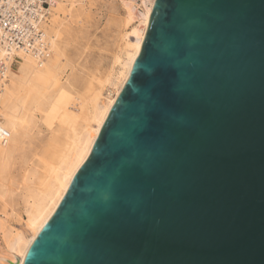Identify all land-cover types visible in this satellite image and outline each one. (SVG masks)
<instances>
[{
    "label": "water",
    "instance_id": "1",
    "mask_svg": "<svg viewBox=\"0 0 264 264\" xmlns=\"http://www.w3.org/2000/svg\"><path fill=\"white\" fill-rule=\"evenodd\" d=\"M23 264H264V0H156Z\"/></svg>",
    "mask_w": 264,
    "mask_h": 264
},
{
    "label": "bare ground",
    "instance_id": "2",
    "mask_svg": "<svg viewBox=\"0 0 264 264\" xmlns=\"http://www.w3.org/2000/svg\"><path fill=\"white\" fill-rule=\"evenodd\" d=\"M43 1L40 0L32 10L35 16L29 17L37 33L32 42L37 51L25 45H17L12 49V53L3 50L8 54V59L5 67L0 69L1 168L2 164L11 162L14 158L22 159L24 165L28 166L24 185L27 213V220L24 222L27 232L21 228L16 230L8 223L9 219H0L7 248L4 247L12 257L9 260L5 258L6 264L24 263L31 245L89 158L129 80L143 46L156 2L111 0L118 3V6L111 10L115 20L109 22L118 24L113 69H110L111 72L105 79L96 78L95 83L89 81L90 85L85 86V91L79 92L73 77L75 65L67 56V46L71 43L68 44L69 39L65 38L64 32L61 34L63 20L59 18L65 12L67 1L71 6L77 0H47L48 7ZM12 3L15 4V1L12 0ZM67 12L73 16L72 10ZM79 33L84 34L82 31ZM75 35V38H81L77 37L79 34ZM68 38L74 40V37ZM73 40L72 42H76ZM93 78L92 80H95ZM72 95L73 98L69 99ZM52 109L61 112L54 125L48 118ZM43 119L47 120L50 126V137L45 144L36 142L33 147L27 149L29 127L38 125Z\"/></svg>",
    "mask_w": 264,
    "mask_h": 264
},
{
    "label": "rangeland",
    "instance_id": "3",
    "mask_svg": "<svg viewBox=\"0 0 264 264\" xmlns=\"http://www.w3.org/2000/svg\"><path fill=\"white\" fill-rule=\"evenodd\" d=\"M117 6L118 3H114L111 0H81V2L77 0L71 6L67 1L64 7L65 12L59 17L63 20L62 28H60L61 34L64 32L63 35L65 38L71 40H68V44H71L67 46V48L69 47L67 56L72 59L73 65H75L73 77L76 80L75 82L78 85L77 90L79 92L85 91L90 85L88 83L89 81L95 83L96 78H98L97 80L105 79L113 69V53L116 51L118 24L117 22L109 24V22L115 20L113 19L114 12H111V10H114ZM67 10H72L73 16L68 14ZM81 31L84 34L81 35L79 33ZM76 33L77 35L79 34L77 37L84 38L85 36L84 41L81 38H75ZM68 37H74L76 42H72L73 38ZM92 77L95 80H92ZM71 98H73V95L69 97V99ZM38 115L40 116L41 114L39 113ZM60 115L61 112L59 113V110L52 109L50 111L48 118L52 122V125L55 124ZM40 122L42 120L38 122V125L29 127V136L27 137L29 141L26 140L27 149L33 147L36 142L38 144H45L50 137L49 135H51V129L47 120L43 119L42 124ZM14 159L11 162L2 164V168L0 164V219L5 218L7 221L9 219L8 223L14 226L16 230L21 228V230L23 229L27 232L24 222V220H27L24 202V185L28 166L24 165L22 159ZM5 243L4 229L0 225V260L4 261L0 262V264H6L5 258L8 260L12 258L6 250ZM3 250L5 251L2 252Z\"/></svg>",
    "mask_w": 264,
    "mask_h": 264
},
{
    "label": "built area",
    "instance_id": "4",
    "mask_svg": "<svg viewBox=\"0 0 264 264\" xmlns=\"http://www.w3.org/2000/svg\"><path fill=\"white\" fill-rule=\"evenodd\" d=\"M14 1L15 4L12 0H0V69L5 67L8 59L3 50L12 53L17 45H25L37 51V47L32 45L37 33L29 17L35 16L32 10L40 0ZM43 3L48 7L49 1L44 0Z\"/></svg>",
    "mask_w": 264,
    "mask_h": 264
}]
</instances>
